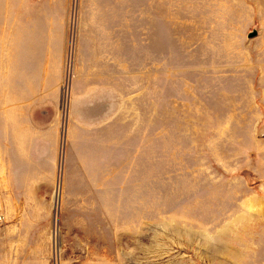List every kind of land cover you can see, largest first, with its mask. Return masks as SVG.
Instances as JSON below:
<instances>
[{
    "label": "rangeland",
    "instance_id": "1",
    "mask_svg": "<svg viewBox=\"0 0 264 264\" xmlns=\"http://www.w3.org/2000/svg\"><path fill=\"white\" fill-rule=\"evenodd\" d=\"M30 2L0 264H264V0Z\"/></svg>",
    "mask_w": 264,
    "mask_h": 264
},
{
    "label": "crops",
    "instance_id": "2",
    "mask_svg": "<svg viewBox=\"0 0 264 264\" xmlns=\"http://www.w3.org/2000/svg\"><path fill=\"white\" fill-rule=\"evenodd\" d=\"M33 9L37 20V8L36 6L32 8L30 0H0V32L7 30L11 34L16 33L15 23L21 21V15L16 19L13 12L25 13V17L29 18L32 17ZM31 33L30 29V36ZM36 72V42L33 46L31 39L22 45L16 42L13 36L9 40H6L5 36H0V80L37 78Z\"/></svg>",
    "mask_w": 264,
    "mask_h": 264
},
{
    "label": "water",
    "instance_id": "3",
    "mask_svg": "<svg viewBox=\"0 0 264 264\" xmlns=\"http://www.w3.org/2000/svg\"><path fill=\"white\" fill-rule=\"evenodd\" d=\"M256 34H257V31L254 30V31H252L251 33L248 34V37L252 38V37L256 36Z\"/></svg>",
    "mask_w": 264,
    "mask_h": 264
}]
</instances>
